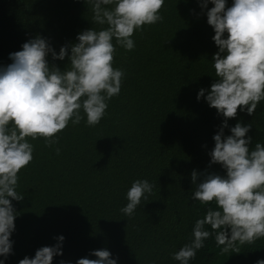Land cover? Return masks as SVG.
<instances>
[{
    "label": "trees",
    "instance_id": "trees-1",
    "mask_svg": "<svg viewBox=\"0 0 264 264\" xmlns=\"http://www.w3.org/2000/svg\"><path fill=\"white\" fill-rule=\"evenodd\" d=\"M160 13L162 21L134 31L132 50L113 41V67L125 75L99 124L70 120L52 144L28 138L33 159L18 172L16 190L23 199L12 200L14 243L5 264L32 258L59 235L65 237L62 254L52 264L96 259L90 253L101 248L117 264H179L171 253L191 239L195 220L209 206L190 199L192 171L225 174L219 164L209 166L207 154L223 118L203 97L196 99L216 79L211 59L218 48L197 0H165ZM92 16L88 0H0V65L11 63L9 53L37 34L58 52L77 33L101 27ZM48 61L61 69L68 63L67 57ZM237 120L252 122L253 145L264 142V102L252 115L238 109L228 123ZM145 178L154 184L151 194L124 216L119 209L131 182ZM239 251L221 252L210 236L190 264H255L264 259V237Z\"/></svg>",
    "mask_w": 264,
    "mask_h": 264
},
{
    "label": "clouds",
    "instance_id": "clouds-1",
    "mask_svg": "<svg viewBox=\"0 0 264 264\" xmlns=\"http://www.w3.org/2000/svg\"><path fill=\"white\" fill-rule=\"evenodd\" d=\"M227 2L197 0L214 31L211 39L218 51L211 59L216 79L209 88L201 87L196 99L203 97L223 118L207 154L209 166L219 164L225 174L192 171L190 199L209 206L195 220L191 239L171 253L179 264H190L210 236L221 252H240V245L264 237V142L257 139L252 144L248 135L252 122L228 123L237 117L238 109L252 115L264 102V0H232L226 7ZM88 3L92 22L99 29L77 33L75 42L61 45L58 52L37 34L23 42L20 50L9 53L11 63L0 65V264H5L14 243L10 236L17 212L12 200L23 199L16 190L18 172L33 159L28 138L44 137L46 144H52L70 120L73 125L85 118L87 126L100 123L108 101L119 95L125 75L123 69L113 67L115 45L132 50L134 31L163 20L160 9L165 0ZM49 56L60 61L67 57L68 63L63 69L50 65ZM226 128L230 134H225ZM153 187L146 178L133 180L125 194L127 203L119 211L132 216ZM64 239L59 235L56 244L38 248L32 258L25 256L18 264H52L53 257L62 254ZM90 254L96 259L82 257L75 264H117L118 258L106 248ZM59 264L73 262L61 260ZM255 264H264V259Z\"/></svg>",
    "mask_w": 264,
    "mask_h": 264
}]
</instances>
